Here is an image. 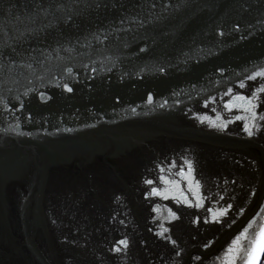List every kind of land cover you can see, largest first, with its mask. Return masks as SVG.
Wrapping results in <instances>:
<instances>
[{
    "label": "water",
    "instance_id": "water-1",
    "mask_svg": "<svg viewBox=\"0 0 264 264\" xmlns=\"http://www.w3.org/2000/svg\"><path fill=\"white\" fill-rule=\"evenodd\" d=\"M263 249L264 0H0V264Z\"/></svg>",
    "mask_w": 264,
    "mask_h": 264
},
{
    "label": "trees",
    "instance_id": "trees-1",
    "mask_svg": "<svg viewBox=\"0 0 264 264\" xmlns=\"http://www.w3.org/2000/svg\"><path fill=\"white\" fill-rule=\"evenodd\" d=\"M258 264H264V249L260 254L259 260H258Z\"/></svg>",
    "mask_w": 264,
    "mask_h": 264
},
{
    "label": "snow or ice",
    "instance_id": "snow-or-ice-1",
    "mask_svg": "<svg viewBox=\"0 0 264 264\" xmlns=\"http://www.w3.org/2000/svg\"><path fill=\"white\" fill-rule=\"evenodd\" d=\"M69 91H71V89H69ZM253 239H255V237H253ZM123 243V242H122Z\"/></svg>",
    "mask_w": 264,
    "mask_h": 264
},
{
    "label": "rangeland",
    "instance_id": "rangeland-1",
    "mask_svg": "<svg viewBox=\"0 0 264 264\" xmlns=\"http://www.w3.org/2000/svg\"><path fill=\"white\" fill-rule=\"evenodd\" d=\"M260 257V256H259ZM259 260V259H258Z\"/></svg>",
    "mask_w": 264,
    "mask_h": 264
}]
</instances>
